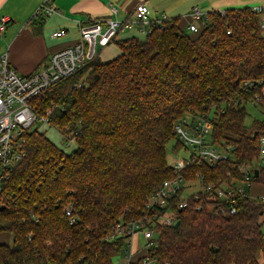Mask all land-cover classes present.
Listing matches in <instances>:
<instances>
[{
  "label": "trees",
  "instance_id": "1",
  "mask_svg": "<svg viewBox=\"0 0 264 264\" xmlns=\"http://www.w3.org/2000/svg\"><path fill=\"white\" fill-rule=\"evenodd\" d=\"M263 14L252 6L212 10L193 33L179 16L167 17L144 37L113 39L116 56L102 53L41 95L39 111L53 107L48 124L77 145L65 152L39 125L25 133L26 155L0 197V232L13 234L12 243L0 242V264H116L127 242L106 236L118 221L142 217L149 197L175 178L169 151L185 145L175 127L188 116L204 114L211 142L231 150L214 166L197 160L185 180L202 174L203 184L222 186L245 179L241 166L256 160L264 135V115L247 122L249 101L264 88ZM253 181L264 184V171ZM247 190L236 213L232 202L205 191L179 207L182 190L174 200L180 225H159L144 257L264 264V200Z\"/></svg>",
  "mask_w": 264,
  "mask_h": 264
},
{
  "label": "built area",
  "instance_id": "2",
  "mask_svg": "<svg viewBox=\"0 0 264 264\" xmlns=\"http://www.w3.org/2000/svg\"><path fill=\"white\" fill-rule=\"evenodd\" d=\"M252 8L264 13V5H255ZM58 11L56 0H44L38 14L49 16ZM112 12L115 14L117 8L113 6ZM165 18H167L166 14L152 17L149 6L145 2H141L126 18L114 15L82 23L78 41L56 50L50 55L45 65L28 74L18 71L11 64L8 54L0 56V197L15 164L26 155L25 133L35 124L49 123L53 107H49L45 113H41L36 100L48 89L84 69L92 60L100 56L121 30L139 26L142 32L148 34L152 31V23L160 25ZM206 18L199 9H196L194 22L189 25V30L198 31L200 24ZM261 27L264 29V16ZM4 29L5 21H2L0 30ZM64 34V29L53 32V36L56 37ZM79 84L77 83V86ZM254 85L255 82H246L245 87ZM249 102L253 106L257 105L264 115V88L261 93L255 94ZM175 131L185 144L178 151L169 154V164L174 169L175 178L166 179L160 188L149 197L142 217L118 221L106 236L107 240L121 237L125 238L127 242L123 253L118 255L116 264H146L149 262L153 264L144 255L157 244V227L173 225L178 220L174 209V200L182 190L183 199L178 202L179 207L186 206V199L189 195L195 194V197L199 198L198 192L205 191L214 193L217 198L232 202L230 211L236 213L237 197L248 191V188L251 190L252 185L256 184L253 181L256 170H258V176L261 170L264 171V135H262L257 146L259 155L256 160L249 165L241 166L245 179L236 180L234 185L224 184L222 186H216L213 183L203 184L202 174H199L197 179L185 180L183 172L191 164L199 159H205L214 166L220 159L228 157L227 150L230 151L231 147L226 149L221 147L223 150L220 151L217 145L211 142L212 123L206 119L204 114L197 115L195 119H191L189 116L184 118L176 124ZM182 150H186L187 154L181 155ZM194 181L200 182V189L186 194L187 184ZM256 197L264 200V194ZM215 205L217 206L216 212L225 210L223 206L220 207V203ZM200 208L201 206H198V209ZM67 214H72L70 208L67 209ZM136 234H142L146 240L145 249L141 255H137L138 249H133L132 240Z\"/></svg>",
  "mask_w": 264,
  "mask_h": 264
},
{
  "label": "crops",
  "instance_id": "3",
  "mask_svg": "<svg viewBox=\"0 0 264 264\" xmlns=\"http://www.w3.org/2000/svg\"><path fill=\"white\" fill-rule=\"evenodd\" d=\"M43 1L0 0V22L5 21V29L0 30V35L3 34L0 41L4 43L0 47V56L8 54L11 64L24 74L42 67V62L45 64L56 50L78 41L82 23L114 15L126 18L141 2L149 6L152 17L162 14L167 17L179 16L180 25L191 33L189 25L194 22L196 9L206 18L212 10L264 5V0H56L59 11L42 19L38 10ZM113 6L117 8L115 14L112 12ZM9 23L13 25L8 27ZM59 29H64L65 34L53 36V32ZM122 31L115 41L123 39L120 35ZM141 32L139 26H133L123 36H139ZM114 42L105 48L106 51L114 46ZM254 185L259 192L255 193L252 185L253 195L264 194V184Z\"/></svg>",
  "mask_w": 264,
  "mask_h": 264
},
{
  "label": "rangeland",
  "instance_id": "4",
  "mask_svg": "<svg viewBox=\"0 0 264 264\" xmlns=\"http://www.w3.org/2000/svg\"><path fill=\"white\" fill-rule=\"evenodd\" d=\"M8 27L12 26L13 23H9L7 24ZM126 31H129V29H124ZM122 31L121 32V38H125L126 36H123L125 34L126 31ZM3 34L0 35V40L3 39ZM146 35L145 32H141L139 34V36H142L144 37ZM129 36V35H128ZM4 46V43L2 41H0V47L2 48ZM106 49L103 51V58H111L113 56H116L117 53L119 52V47L117 44H114V46H112L110 49H108V51H106ZM248 111H249V115H248V118H247V122H251L254 118H260L263 113L261 112L260 108L257 107V106H253V105H249L248 107ZM38 124H35L34 126H36ZM33 126V127H34ZM39 130L40 131H44L46 132V135L47 137L53 142L55 143L59 148H61L62 150H64L65 152L67 153H70L72 152L77 143H76V140L74 138H70L68 135L66 134H63L58 128L48 124V123H44V124H39ZM174 141H171L168 145V149H171L172 145H173ZM217 148L222 151L223 148H221L220 146H217ZM170 153V151H169ZM181 155H186L187 152L186 150H182V152L180 153ZM201 185H200V182L199 181H194V182H191V183H188L187 184V187H186V190H185V193L186 194H191L193 193L194 191L200 189ZM253 188L255 190V193L256 192H259V188L255 185H253ZM263 231H264V224H263ZM8 242V243H12L13 241V234L12 233H9V232H0V242ZM132 244H133V249L134 250H139V252L137 253V255L141 254L142 252H144V249H145V245H146V240L145 238L143 237L142 234H136L132 240ZM263 256V254L261 255ZM264 260V257L263 259L261 258V261ZM117 262V260H116ZM146 264H152L151 262L149 263H146Z\"/></svg>",
  "mask_w": 264,
  "mask_h": 264
},
{
  "label": "water",
  "instance_id": "5",
  "mask_svg": "<svg viewBox=\"0 0 264 264\" xmlns=\"http://www.w3.org/2000/svg\"><path fill=\"white\" fill-rule=\"evenodd\" d=\"M256 175H258V170H256ZM180 223H181V220L178 219L174 225H175V226H179Z\"/></svg>",
  "mask_w": 264,
  "mask_h": 264
}]
</instances>
